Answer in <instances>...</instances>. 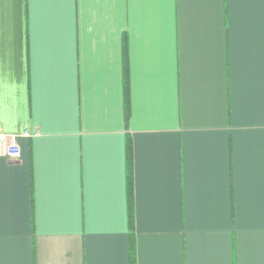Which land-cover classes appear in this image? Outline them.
Returning <instances> with one entry per match:
<instances>
[{"label":"crops","instance_id":"0c3cea01","mask_svg":"<svg viewBox=\"0 0 264 264\" xmlns=\"http://www.w3.org/2000/svg\"><path fill=\"white\" fill-rule=\"evenodd\" d=\"M0 264H264V0H0Z\"/></svg>","mask_w":264,"mask_h":264},{"label":"built area","instance_id":"2783aa9c","mask_svg":"<svg viewBox=\"0 0 264 264\" xmlns=\"http://www.w3.org/2000/svg\"><path fill=\"white\" fill-rule=\"evenodd\" d=\"M0 155L13 160H17L20 157V147L14 136L10 137L9 141L0 139Z\"/></svg>","mask_w":264,"mask_h":264}]
</instances>
